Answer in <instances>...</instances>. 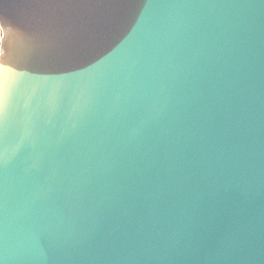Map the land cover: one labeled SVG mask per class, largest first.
Masks as SVG:
<instances>
[{
    "label": "water",
    "instance_id": "1",
    "mask_svg": "<svg viewBox=\"0 0 264 264\" xmlns=\"http://www.w3.org/2000/svg\"><path fill=\"white\" fill-rule=\"evenodd\" d=\"M0 19V264H264V0Z\"/></svg>",
    "mask_w": 264,
    "mask_h": 264
},
{
    "label": "built area",
    "instance_id": "2",
    "mask_svg": "<svg viewBox=\"0 0 264 264\" xmlns=\"http://www.w3.org/2000/svg\"><path fill=\"white\" fill-rule=\"evenodd\" d=\"M0 27H1V19H0Z\"/></svg>",
    "mask_w": 264,
    "mask_h": 264
}]
</instances>
